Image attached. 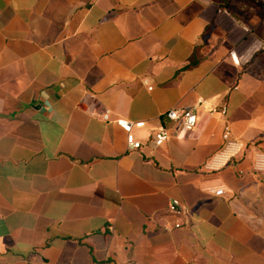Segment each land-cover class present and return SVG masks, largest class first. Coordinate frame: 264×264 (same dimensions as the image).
<instances>
[{
	"label": "crops",
	"instance_id": "1",
	"mask_svg": "<svg viewBox=\"0 0 264 264\" xmlns=\"http://www.w3.org/2000/svg\"><path fill=\"white\" fill-rule=\"evenodd\" d=\"M225 122L245 148L208 168ZM255 148L264 0H0V264H264Z\"/></svg>",
	"mask_w": 264,
	"mask_h": 264
},
{
	"label": "built area",
	"instance_id": "2",
	"mask_svg": "<svg viewBox=\"0 0 264 264\" xmlns=\"http://www.w3.org/2000/svg\"><path fill=\"white\" fill-rule=\"evenodd\" d=\"M243 27H246L243 25ZM232 57H236L234 50L231 51ZM226 106L219 105L212 107L211 111H220L226 113ZM165 115L168 119L173 121L176 125L178 133H190L197 123V113L194 107L180 106L171 107L166 110ZM103 117L108 118V113H103ZM125 131L126 141L129 148H138L141 145V140L136 137L134 128H141L144 126L143 119L132 120L123 116H117L114 119ZM169 137L168 129L165 125L161 124L153 128V141L156 145L162 144ZM222 143L220 147L205 161V165L208 168H219L228 164L233 158L237 157L245 148V142L231 134L230 125L225 122L222 131ZM253 168L255 170L264 169V150L255 148L253 153ZM215 194H221L224 192L223 187H217L214 190ZM168 208L175 213H181L183 211V205H181L178 197H172L168 201ZM180 221L175 222V226H179ZM120 264V263H117Z\"/></svg>",
	"mask_w": 264,
	"mask_h": 264
}]
</instances>
